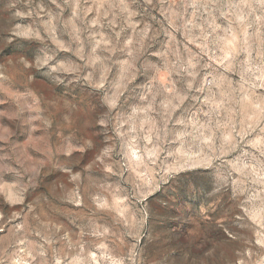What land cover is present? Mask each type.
Segmentation results:
<instances>
[{"label": "rangeland", "instance_id": "rangeland-1", "mask_svg": "<svg viewBox=\"0 0 264 264\" xmlns=\"http://www.w3.org/2000/svg\"><path fill=\"white\" fill-rule=\"evenodd\" d=\"M0 264H264V0H0Z\"/></svg>", "mask_w": 264, "mask_h": 264}]
</instances>
